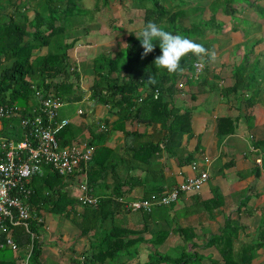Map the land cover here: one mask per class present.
I'll return each mask as SVG.
<instances>
[{
    "label": "crops",
    "instance_id": "0c3cea01",
    "mask_svg": "<svg viewBox=\"0 0 264 264\" xmlns=\"http://www.w3.org/2000/svg\"><path fill=\"white\" fill-rule=\"evenodd\" d=\"M0 2L2 19H16L19 14L15 6L24 4V0ZM262 3L264 0H252V6L247 9L250 17L256 20V27L231 20L232 25L226 29L222 17L227 16L217 14V19L222 23L221 30L217 35H207L214 40L218 37L219 43L214 41L212 49L216 59L210 60L207 69L198 78H191L179 91L163 98L173 114L164 122V117L155 111L156 116L150 115L156 120L159 117L158 123L147 126L138 124L135 130L128 132L129 135L120 131H101L102 121L109 120V129L116 116L107 107L89 100L90 80L86 81L88 87L85 91L81 83V90L77 92L79 99L72 96L69 100V103L79 106L76 115L69 118L68 112L59 111V117L68 119L69 125L74 127L76 141L88 139L94 147L88 170L91 193L103 200L104 208L115 209L112 222L118 227L142 233L146 243L139 245L137 256L127 264H145L148 256L155 251L170 255L181 249L199 258H194L189 264H227L224 258L228 254L230 264H264V82L258 79V87L243 95L241 92L235 94L226 91L234 84L232 76L244 65V61H247L244 65L246 70L250 72L253 69L252 73L258 72L260 77L264 75V35L255 37L262 30L264 20L257 18L255 9H252L257 7V11L264 15ZM209 6L204 8L208 11ZM245 10L235 15L243 16ZM22 11L25 13L24 8ZM28 14L32 15L30 12ZM250 17L247 19L250 20ZM98 37L109 36L101 34ZM114 42L111 39L110 43ZM110 43L103 39L104 45L98 47L110 46ZM120 43L124 45L122 41ZM92 58L75 59L82 63ZM0 62L7 67L8 62L3 56H0ZM79 110L82 111L81 115L78 114ZM224 119H229L230 123L220 124ZM219 128H234V131L221 135ZM4 130L2 120L0 135H4ZM147 145L156 147V150L151 154L152 150H148ZM202 171L208 173L209 179L199 193L183 195L169 207L155 208V217L156 210L149 215L130 213L117 204L118 198L134 201L150 193H165ZM45 175L47 172L44 170L38 176V189L42 183L39 177ZM63 180V192L75 197L78 193L75 179ZM40 195L38 191L34 201L40 200ZM115 195H118L117 198ZM107 200L113 202H104ZM30 206L33 212L41 207L38 203ZM73 207L77 213H81V206L75 204ZM42 208L40 213L35 212L43 220L38 237L41 244L40 264H72L73 259L76 260L81 252L90 248L91 234L82 236L79 228L76 226V230L69 218L64 216L66 211L60 215L68 221H60V228L51 227L45 212L52 217L53 212ZM180 211L184 215L176 220L175 216ZM52 219L51 223L54 222ZM228 224L227 230L225 227ZM105 225L108 227L109 222ZM156 235L160 238L166 236L157 247L151 242ZM214 237L217 239L212 244ZM224 237L227 240L225 243ZM26 250L27 247L22 248V254ZM94 264L112 263L106 260Z\"/></svg>",
    "mask_w": 264,
    "mask_h": 264
},
{
    "label": "trees",
    "instance_id": "16d2710c",
    "mask_svg": "<svg viewBox=\"0 0 264 264\" xmlns=\"http://www.w3.org/2000/svg\"><path fill=\"white\" fill-rule=\"evenodd\" d=\"M111 1L113 0H95L92 8H85L82 4L83 0H24L23 5L15 6L16 13L19 14L16 19L15 17L2 19L0 11V56L8 62L7 67L0 62V105L16 104L21 106L24 113L29 114V111L39 103L32 90L34 86L44 96L52 94L63 102H70L72 96L80 98L77 92L81 90L82 81L90 80L89 100L107 107L108 111L116 116V120L109 129V120L102 121L101 124L106 127L103 131L105 133L120 131L129 135L128 132L135 130L138 124L145 126L156 124L159 117L156 120L150 115L152 113L156 116L155 111L159 116L164 117L162 122L165 118H170L173 115L172 110H168L163 98L167 94L179 91L184 83L193 78L194 64L201 62V59L189 53L181 60L183 73L169 75L166 70L154 65L155 59L162 55L158 41L154 50L144 56V49L139 40L140 33L151 21L173 35H183L212 51L215 40L208 38L207 35H217L221 30L222 23L217 19L218 8H212L219 0H211L208 11L204 6L202 8L201 4H193L196 0H168L167 2L117 0L119 4L130 1L132 11L142 12L141 30L128 32L124 37V45L116 43L112 47L102 46L97 49L92 59L78 63L73 57L77 44L83 37L86 38L90 34V26L95 20V15L105 8L110 9ZM238 1L243 0H225L229 9L224 10L223 15L231 19L235 17L238 6L234 5ZM249 6H252L251 2ZM23 8L25 13L22 11ZM29 12L32 13L31 16ZM205 12L208 14L198 22L186 21L192 15H203ZM112 22L111 27L108 25L110 30L122 31L120 27L114 25L115 19ZM247 57L245 56V59ZM209 62L210 59L207 56L202 58L201 63L204 66L202 73L207 69ZM246 62L244 61V65ZM244 65L234 72L232 76L234 84L226 88L227 92L235 94L241 92L243 95L258 87V79L264 82V75L260 77L258 72L253 74V69L249 72ZM204 81L207 82V79ZM155 91L159 92L157 99H154ZM251 98L254 99V97ZM220 122V124L230 123V120L224 119ZM127 123H130V130ZM233 131L234 128L225 130L219 128L221 135L230 134ZM57 140L62 147L75 143L74 127L71 125L64 127L57 134ZM146 148L152 150L151 154L156 150V147L152 145H147ZM44 170L47 175L41 178L43 180L41 188H37L38 177H34L29 183V186L34 189L30 204L38 203L43 210L59 211V214L66 211V215L63 213L64 216L80 229L82 236L91 234L90 248L81 252L76 260L73 259L72 264H94L106 260L112 264H127L129 260L137 256L139 245L146 243L142 233L120 228L113 223L115 209L104 208L103 200L96 207L81 206V213H77L73 207L75 204L79 205L76 198L63 192L64 178L49 168ZM38 191L41 192L40 200L34 201ZM117 196L115 195V198ZM41 207L34 209L35 212L40 213ZM68 207L71 208L68 209ZM31 212L35 217L30 220L33 239L22 228L12 229L11 234L19 250L32 243V253L28 264H40L41 244L38 237L42 224L37 222L39 215ZM106 222H109L108 227L105 225ZM229 226L230 224L225 229L228 230ZM165 238L166 236L160 238L156 235L151 242L157 247L164 242ZM216 239V237L212 238L211 243L216 242ZM24 257L25 254L19 255V251L16 253L9 248L0 249V264H20ZM194 258H198L197 255H187L184 251L179 257H171L155 251L148 256L145 264H189ZM224 259L227 264H230L228 256Z\"/></svg>",
    "mask_w": 264,
    "mask_h": 264
},
{
    "label": "built area",
    "instance_id": "2783aa9c",
    "mask_svg": "<svg viewBox=\"0 0 264 264\" xmlns=\"http://www.w3.org/2000/svg\"><path fill=\"white\" fill-rule=\"evenodd\" d=\"M194 67L193 78H198L204 66L196 62ZM32 90L39 103L29 114L16 104L0 105V121L20 118V129L13 130L10 136L0 135V249L9 248L16 253L19 249L11 234L12 229L22 228L31 235V239L34 237L30 228V220L35 218L30 207L33 190L29 183L34 177L41 176L44 168L51 169L64 179H75L78 191L75 198L80 206L96 207L100 202L88 185L94 147L88 139L60 146L57 134L70 124L68 119L59 117L64 102L52 94L44 96L35 86ZM158 96L159 92L155 91L154 99ZM78 114L81 115L82 111L79 110ZM100 130L105 131L106 127L101 124ZM208 179V173L202 171L165 193L150 194L134 201L120 198L118 203L128 212L149 214L157 207L171 206L183 195L199 193ZM37 222L43 224L42 219ZM32 247V243L27 246L20 264H28Z\"/></svg>",
    "mask_w": 264,
    "mask_h": 264
},
{
    "label": "rangeland",
    "instance_id": "374dc122",
    "mask_svg": "<svg viewBox=\"0 0 264 264\" xmlns=\"http://www.w3.org/2000/svg\"><path fill=\"white\" fill-rule=\"evenodd\" d=\"M162 1L167 2L168 0H162ZM204 2H205L204 0H196L193 2V4H201V7L203 8ZM250 2L252 3V0H243L240 2L238 1L234 5V6H238V8H237L238 13H240L243 10V8L246 9L243 16H239V17L235 16L232 19H229V16L222 17V20H224V24H225L226 29L232 25V23H233L232 21H235L238 24H246L247 26H249V25H253V27L257 26L256 20H253V18L250 17V11L247 10L248 8L251 7V6H249ZM3 3H5V2H3ZM210 3H211V0L204 3V6H207ZM82 4L85 8H92L95 4V0H83ZM216 4L217 5L216 6L214 5V7H212V8L213 9L218 8L217 14L220 13L222 16H224L223 11L227 10V8L229 9V7L225 4V0H219L216 2ZM262 4L264 5V3H262ZM252 9H255L254 12H255V15H257V18L262 19V21H263L264 16H262L260 11H257L258 8L254 7ZM206 15H207V12H205L203 15H201V14L194 15V16L192 15L189 18H187L186 21L188 23L189 22H198L199 19H201L202 17H205ZM249 17H250V20L247 19ZM242 18H245V20L239 21V20H242ZM113 19L116 20L114 25L117 26L118 28L120 27L119 29L122 31L114 32V31L109 29L108 25H110V27H111V25L113 24V22H112ZM260 24H262V23H260ZM96 26H98V28H96ZM141 28H142V12L137 11V10L132 11L130 1H124L122 4H119V2L117 0H113V1H111V7L109 10L104 9L99 14L95 15V20L90 26V34L86 38L83 37L82 40L77 44V46L74 50V53H73V57L77 58L78 60L92 58L95 55V53L97 52L96 47L101 46L103 39L106 40V43H110L111 39L115 40L114 43L109 44L112 47L113 45H115L116 43H120L121 41L124 43V37L126 36V34L128 32L140 31ZM262 32H263V34H262ZM257 33L258 34L255 37L263 36L264 35V26L262 27V30L258 31ZM101 34H106L109 37H107V38L106 37L105 38L104 37H102V38L98 37V35H101ZM210 36H212V34H208V37H210ZM215 41L217 43H219L218 37H215ZM91 45H94V46H91ZM102 45H104V44H102ZM87 46H89V47H87ZM98 48H100V47H98ZM82 86H83V90L85 91V89H87V87H88V83L86 81H83ZM19 107H21V106H19ZM78 107H79L78 105H74V104H71L69 102H64V107L62 109H60V111H62V112L65 111L66 113L68 112V117L73 118L76 115V110ZM81 107L85 108V106H81ZM4 123H5L4 136H10V134L13 132V130L20 129V118L5 119ZM8 128H9V130H8ZM39 178H42V177H39ZM40 180L43 181L42 179H40ZM206 208L209 210L208 207H206ZM155 210L156 209H154V211ZM204 211H205V209H204ZM156 213H157V210L154 213V217H155ZM48 214L49 213L45 212V217L47 219L48 225H50L53 228H60V221L61 222L63 221V223H64V221L67 220L65 217H63L62 215L59 214V211H54L53 213H51V214H53V217L51 215H48ZM183 215H184L183 211H180L175 216V219L178 220V219L182 218ZM51 219L54 220L53 223H51ZM70 223H71V220H70ZM73 226L76 228V230L78 229L76 227V225H73ZM225 242H227V240H225V237H224V243ZM19 251H20V253H22V249H20ZM182 251H183L182 249L179 251H176V252L173 251L174 253L171 252L170 256L171 257H179L180 256L179 254H180V252L182 253ZM184 252L187 254V252L185 250H184ZM187 255H190V254H187ZM228 257H230L229 254H228Z\"/></svg>",
    "mask_w": 264,
    "mask_h": 264
},
{
    "label": "clouds",
    "instance_id": "9594fccd",
    "mask_svg": "<svg viewBox=\"0 0 264 264\" xmlns=\"http://www.w3.org/2000/svg\"><path fill=\"white\" fill-rule=\"evenodd\" d=\"M139 40L144 49V56L154 50V47L157 44L156 42L158 41L162 55L155 59L154 65L166 70L169 75L183 73L181 60L189 53L200 58L201 62L202 58L205 56L212 61L216 59V53L214 50L209 51L202 44L196 43L192 39L186 38L183 35H173L151 21L148 22L141 31ZM118 199L117 204H119ZM120 207L124 210L121 205Z\"/></svg>",
    "mask_w": 264,
    "mask_h": 264
}]
</instances>
